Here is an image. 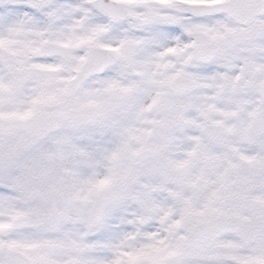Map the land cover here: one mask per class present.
Here are the masks:
<instances>
[{
	"label": "snow or ice",
	"instance_id": "6c2138e0",
	"mask_svg": "<svg viewBox=\"0 0 264 264\" xmlns=\"http://www.w3.org/2000/svg\"><path fill=\"white\" fill-rule=\"evenodd\" d=\"M13 112L55 152L0 264H264V0H0Z\"/></svg>",
	"mask_w": 264,
	"mask_h": 264
},
{
	"label": "flooded vegetation",
	"instance_id": "af4514ba",
	"mask_svg": "<svg viewBox=\"0 0 264 264\" xmlns=\"http://www.w3.org/2000/svg\"><path fill=\"white\" fill-rule=\"evenodd\" d=\"M12 114V115H11ZM4 123L7 126V132L0 135V164L7 163L16 172L17 178L24 183H33L43 178L42 163H52L51 156L55 149L46 156L38 154L39 148L37 144L30 149H22V142L27 138V132L20 125L28 116L30 112L26 113H3ZM9 115H11L9 117ZM39 142V141H38ZM259 187L253 182L252 176H245L242 178L241 190L251 193L253 188ZM252 201L259 202L261 197L259 195H250Z\"/></svg>",
	"mask_w": 264,
	"mask_h": 264
},
{
	"label": "water",
	"instance_id": "95a60500",
	"mask_svg": "<svg viewBox=\"0 0 264 264\" xmlns=\"http://www.w3.org/2000/svg\"><path fill=\"white\" fill-rule=\"evenodd\" d=\"M29 118L26 121L22 122L20 125L28 133V137L25 140H23V143H22L23 149L32 148L42 138L41 133H38V132L33 131V130H29V129L24 127L25 122H27L29 120Z\"/></svg>",
	"mask_w": 264,
	"mask_h": 264
},
{
	"label": "rangeland",
	"instance_id": "374dc122",
	"mask_svg": "<svg viewBox=\"0 0 264 264\" xmlns=\"http://www.w3.org/2000/svg\"><path fill=\"white\" fill-rule=\"evenodd\" d=\"M191 2L192 3H200V2H204V0H191ZM14 113V112H13ZM12 115V114H11ZM11 115H9V117L11 116ZM53 149H51V151H52ZM50 152L48 151V150H41L40 148H39V150H38V154L39 155H42V156H46L47 154H49ZM41 167H43V172H47V171H50V169H51V163H46V164H43L42 165V163H41V165H40V168ZM158 255V254H157Z\"/></svg>",
	"mask_w": 264,
	"mask_h": 264
}]
</instances>
